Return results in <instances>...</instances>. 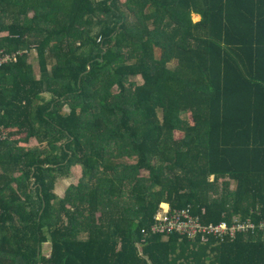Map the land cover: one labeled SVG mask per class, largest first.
<instances>
[{
    "label": "trees",
    "instance_id": "obj_1",
    "mask_svg": "<svg viewBox=\"0 0 264 264\" xmlns=\"http://www.w3.org/2000/svg\"><path fill=\"white\" fill-rule=\"evenodd\" d=\"M0 51V264H264L152 231L264 219V0H0Z\"/></svg>",
    "mask_w": 264,
    "mask_h": 264
},
{
    "label": "built area",
    "instance_id": "obj_2",
    "mask_svg": "<svg viewBox=\"0 0 264 264\" xmlns=\"http://www.w3.org/2000/svg\"><path fill=\"white\" fill-rule=\"evenodd\" d=\"M11 60H16L15 54L8 55L0 51V67L11 62ZM199 218V216H193L190 208L172 212L168 207L162 208L157 218V224L152 226V231L165 234L166 237L178 234L181 238L192 242L200 239L202 243H208L211 240L231 242L240 234H249L254 238L260 237L264 241V219L254 222L250 218L245 219V221L233 218L229 223L223 221L217 225H205Z\"/></svg>",
    "mask_w": 264,
    "mask_h": 264
},
{
    "label": "rangeland",
    "instance_id": "obj_3",
    "mask_svg": "<svg viewBox=\"0 0 264 264\" xmlns=\"http://www.w3.org/2000/svg\"><path fill=\"white\" fill-rule=\"evenodd\" d=\"M193 19L194 21H199L200 20V16L198 15H193ZM29 61L33 63L34 65V68H35V71H36V76L39 77V72H38V65H37V59H36V52L35 51H32L29 53ZM12 62V60H11ZM173 66V65H172ZM130 81H133V82H136L138 84H142L143 83V79L138 76L136 78H131ZM114 91H116V88H114ZM67 106L64 107V110H66ZM186 114L183 113V117H185ZM8 135L7 134V130H3L2 131V136H6ZM32 145H36L37 142H36V139L33 138L32 141H31ZM71 172L75 174L74 177H72V179H68L70 177H63L62 179H60L56 185H55V188H54V193L56 194V196L58 198H62L64 196V192L66 190V188L68 187V185H74V184H77L78 182V179L82 176V168L80 166H75V167H72L71 168ZM168 204L164 203V205H162L161 207L166 209L168 206ZM49 252V245H44L43 246V254L44 255H47Z\"/></svg>",
    "mask_w": 264,
    "mask_h": 264
},
{
    "label": "crops",
    "instance_id": "obj_4",
    "mask_svg": "<svg viewBox=\"0 0 264 264\" xmlns=\"http://www.w3.org/2000/svg\"><path fill=\"white\" fill-rule=\"evenodd\" d=\"M31 145H32V143H31ZM32 146H33V145H32ZM72 177H74V176H71V177L68 178V179H72ZM69 186H71V185H68V187H69ZM68 187H67V188H68ZM67 188H66V190H67ZM66 190H65V191H66ZM64 193H65V192H64ZM253 238H254V237H253ZM256 239H257V238H256ZM229 242H230V241H229Z\"/></svg>",
    "mask_w": 264,
    "mask_h": 264
}]
</instances>
